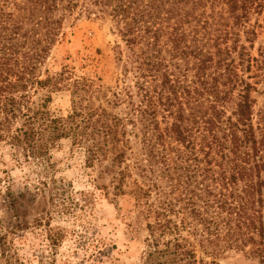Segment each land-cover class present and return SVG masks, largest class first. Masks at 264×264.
Instances as JSON below:
<instances>
[{"label": "trees", "instance_id": "1", "mask_svg": "<svg viewBox=\"0 0 264 264\" xmlns=\"http://www.w3.org/2000/svg\"><path fill=\"white\" fill-rule=\"evenodd\" d=\"M206 1L0 0V159L5 150L35 176L16 196L5 187L15 221L0 222V264H24L29 229L47 249L33 250L37 263L57 264L68 232L52 222L62 218L81 226L75 248L88 252L73 264H113L87 234L95 196L131 198L127 226L142 232L136 264H219L231 253L264 264V107L255 111L252 97L263 91L264 51L251 57L224 29L210 38L195 14ZM224 3L236 28L261 6ZM104 15L122 43L113 86L45 70L69 19ZM59 91L69 98L64 116L48 108ZM63 141L87 189L55 177L50 152ZM18 198L39 209L31 228L16 220Z\"/></svg>", "mask_w": 264, "mask_h": 264}, {"label": "rangeland", "instance_id": "2", "mask_svg": "<svg viewBox=\"0 0 264 264\" xmlns=\"http://www.w3.org/2000/svg\"><path fill=\"white\" fill-rule=\"evenodd\" d=\"M9 2H19L20 0H8ZM260 8H251L245 17L239 19V26L234 25L235 20L229 16L224 0H207L203 6H199L195 14H202L201 21H207L210 28V38H214L223 29L230 32L228 39L235 37L245 47L246 52L251 57H257L259 49L264 51V0H260ZM212 30H218L213 32ZM222 35V34H221ZM247 37V39H246ZM251 39V45L248 43ZM115 44L122 43L113 25V21L107 15L102 18L87 19L78 17L76 20L69 19L62 27V35L58 38L44 65L45 70L50 74L66 70L69 78L85 77L102 84L113 86L118 72V66L114 61ZM264 78V74L262 75ZM261 94L253 93L255 100L254 110L264 107V87ZM50 112L64 116L69 108V98L66 92L59 91L51 94V102L48 104ZM0 222L3 226L14 224L13 212L5 196V187L9 185V190L13 196L24 191V184L30 188L34 183L35 176L24 166L17 167L5 150L2 151L0 159ZM50 162L54 175L72 184L74 189H87L88 183L82 175L80 157L71 152L67 142H58L50 152ZM28 177V178H27ZM27 181H26V180ZM30 180V181H28ZM20 206L16 209V219L22 228H31L32 218L39 214V209L27 201L25 198L15 199ZM132 200L128 196L118 197L114 201H109L103 196H95L92 208L90 225L93 226L94 237L103 240L105 245L101 248L108 257L116 259L113 264H136L141 250L140 242L142 232L135 234L127 226L128 219L132 217ZM63 219V218H62ZM56 219L53 225L65 228L68 232L57 248L55 259L57 264L64 259L69 260V264L86 260L88 252L82 248H75L77 235L82 233L81 226L72 220ZM85 221L86 216H84ZM40 229H29L24 234V245L18 250V255L24 264H38L34 255L47 252L46 247L40 245L36 232ZM35 232V233H34ZM31 248V249H30ZM75 248V250H74ZM71 251V252H70ZM71 254H70V253ZM225 259L220 258L219 264H252L246 261L240 254H228ZM87 263V262H85Z\"/></svg>", "mask_w": 264, "mask_h": 264}]
</instances>
